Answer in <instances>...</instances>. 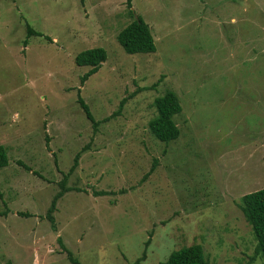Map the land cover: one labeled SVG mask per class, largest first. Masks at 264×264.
<instances>
[{
    "label": "rangeland",
    "instance_id": "1",
    "mask_svg": "<svg viewBox=\"0 0 264 264\" xmlns=\"http://www.w3.org/2000/svg\"><path fill=\"white\" fill-rule=\"evenodd\" d=\"M130 10L154 53L117 42L126 0H0V264H70L58 238L80 264H159L193 244L208 264H262L239 205L264 188V0ZM92 48L107 59L81 84L74 58ZM167 91L182 111L165 144L148 122ZM77 153L55 231L47 210Z\"/></svg>",
    "mask_w": 264,
    "mask_h": 264
},
{
    "label": "trees",
    "instance_id": "2",
    "mask_svg": "<svg viewBox=\"0 0 264 264\" xmlns=\"http://www.w3.org/2000/svg\"><path fill=\"white\" fill-rule=\"evenodd\" d=\"M126 7L129 10L128 14L131 16L132 20L127 26L118 32L115 37L117 42L122 47L123 51L129 55L154 53L156 48L149 26L141 19V17L136 16L130 10L131 0H126ZM27 33L28 36H42L28 25ZM106 59L107 54L103 48H92L79 52L74 58V64L78 67L89 68L80 78V83L84 84L89 77L97 73L101 64L105 62ZM125 102L126 98L122 99L119 104V110H121ZM77 104L84 113L86 119L91 123L93 130L96 131L100 122L94 119L88 105L80 96V91L77 92ZM153 106L155 109V116L148 122V130L150 134L154 139L165 144L177 140L180 136V130L176 126L174 118L182 111L178 96L172 91H167L162 96L154 99ZM78 159L79 154L77 153L73 159L71 168L59 183L60 190L54 195L51 204L48 207L46 218L50 223L52 230L56 231L53 217L56 203L67 192L71 191L68 187H65V180L76 168ZM8 162L6 149L0 145V169L7 167ZM23 167L28 171H31L25 165H23ZM153 170L154 168L152 167L150 174ZM97 194L104 196L108 195V192L101 191L100 193H96V195ZM239 207L245 221L251 227L256 242L254 254L261 260L262 264H264V188L242 196ZM57 242L66 253L70 264H80V262L74 258L72 253L64 247L60 238L57 239ZM159 264H208V261L204 255L202 246L199 244H193L171 252L168 258Z\"/></svg>",
    "mask_w": 264,
    "mask_h": 264
}]
</instances>
